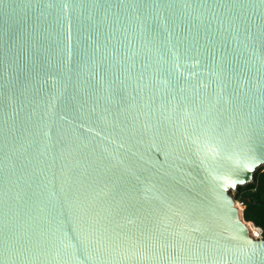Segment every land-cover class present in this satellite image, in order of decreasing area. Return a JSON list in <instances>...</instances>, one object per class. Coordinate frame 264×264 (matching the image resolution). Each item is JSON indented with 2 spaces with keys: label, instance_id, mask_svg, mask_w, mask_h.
Instances as JSON below:
<instances>
[{
  "label": "water",
  "instance_id": "obj_1",
  "mask_svg": "<svg viewBox=\"0 0 264 264\" xmlns=\"http://www.w3.org/2000/svg\"><path fill=\"white\" fill-rule=\"evenodd\" d=\"M263 166L264 0H0V264H264Z\"/></svg>",
  "mask_w": 264,
  "mask_h": 264
},
{
  "label": "trees",
  "instance_id": "obj_2",
  "mask_svg": "<svg viewBox=\"0 0 264 264\" xmlns=\"http://www.w3.org/2000/svg\"><path fill=\"white\" fill-rule=\"evenodd\" d=\"M234 199L244 203L243 217L260 227L264 237V166L256 170L253 182L237 188ZM247 224L251 232L256 234L251 223Z\"/></svg>",
  "mask_w": 264,
  "mask_h": 264
},
{
  "label": "built area",
  "instance_id": "obj_3",
  "mask_svg": "<svg viewBox=\"0 0 264 264\" xmlns=\"http://www.w3.org/2000/svg\"><path fill=\"white\" fill-rule=\"evenodd\" d=\"M237 204H238V206H239L240 208H243V206H244V203H243L242 201L237 202Z\"/></svg>",
  "mask_w": 264,
  "mask_h": 264
},
{
  "label": "rangeland",
  "instance_id": "obj_4",
  "mask_svg": "<svg viewBox=\"0 0 264 264\" xmlns=\"http://www.w3.org/2000/svg\"><path fill=\"white\" fill-rule=\"evenodd\" d=\"M235 192H236V190H234L233 192H232V195H234L235 194ZM236 201V203L237 202H240V200L239 199H237V200H235ZM243 208H244V206H243Z\"/></svg>",
  "mask_w": 264,
  "mask_h": 264
},
{
  "label": "bare ground",
  "instance_id": "obj_5",
  "mask_svg": "<svg viewBox=\"0 0 264 264\" xmlns=\"http://www.w3.org/2000/svg\"><path fill=\"white\" fill-rule=\"evenodd\" d=\"M238 205V204H237ZM241 208L239 207V210H240ZM250 229V228H249Z\"/></svg>",
  "mask_w": 264,
  "mask_h": 264
}]
</instances>
